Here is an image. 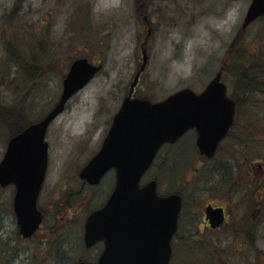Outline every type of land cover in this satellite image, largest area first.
Segmentation results:
<instances>
[{
  "label": "rangeland",
  "instance_id": "374dc122",
  "mask_svg": "<svg viewBox=\"0 0 264 264\" xmlns=\"http://www.w3.org/2000/svg\"><path fill=\"white\" fill-rule=\"evenodd\" d=\"M251 2L0 0V161L12 134L6 117L15 124L13 127H24L30 123L28 120L41 119L58 101L63 79L75 58L87 56L101 60L103 70L70 100L47 134L51 155L47 200L67 194L72 188H63L74 179L72 174L97 151L103 130L110 126L127 94L141 64L142 42L147 36L149 63L141 76L138 94L150 95L149 98L156 101L188 86L202 91L226 61L223 79L229 85L230 94L243 99L245 94L237 91L234 81L238 74L233 76L228 72V57L229 46L241 30ZM258 27L259 20L248 27L245 35L254 37ZM11 42L28 58L22 54H19L20 60L8 58ZM255 98L251 94L246 97L241 109L242 119L238 126L248 131L258 121L263 108L262 104L254 106L253 101L258 99ZM233 145L234 142L231 147ZM227 152L223 156H228ZM179 159H186L182 176L188 178L199 159L194 144L186 147ZM174 163L171 156L164 175H174L168 170ZM192 193L186 196L188 203L173 264H202L205 262L203 248L196 247L209 245V242L217 248L215 253L220 256L217 263L264 264V202L257 222L248 224L249 231L234 240L231 230L234 225L226 232L206 231L199 219L203 203L199 198L203 199V191L197 186ZM14 194L15 188L0 186V264H19L15 257L19 242L13 214ZM72 197L77 201L81 199L80 194ZM103 198V195L96 196L93 205L101 204ZM200 236L204 238L202 242L193 238ZM230 243L233 246L229 247ZM242 243L248 245V250L245 256H237ZM227 248L231 250H225ZM28 252L32 254L31 250Z\"/></svg>",
  "mask_w": 264,
  "mask_h": 264
},
{
  "label": "water",
  "instance_id": "95a60500",
  "mask_svg": "<svg viewBox=\"0 0 264 264\" xmlns=\"http://www.w3.org/2000/svg\"><path fill=\"white\" fill-rule=\"evenodd\" d=\"M263 15L264 0H252L242 29ZM142 52V65L114 117L104 146L83 172V176L98 182L107 170L118 168L116 191L103 209L90 216L87 224V241L101 239L106 244L97 264H169L171 239L177 230L182 200L178 195L160 197L156 182L140 189L139 181L159 148L167 141L177 140L191 127L199 130L203 153L213 155L235 113V102L227 96V85L221 82L223 70L201 94L187 87L160 102L133 97L149 60L145 47ZM101 68L102 64L85 57L74 60L63 81L60 99L50 113L9 141L0 162V183L17 186L14 209L27 236L40 222L36 203L48 167L45 137L49 124ZM208 213L213 214L214 227L223 222L222 209L209 207Z\"/></svg>",
  "mask_w": 264,
  "mask_h": 264
},
{
  "label": "flooded vegetation",
  "instance_id": "af4514ba",
  "mask_svg": "<svg viewBox=\"0 0 264 264\" xmlns=\"http://www.w3.org/2000/svg\"><path fill=\"white\" fill-rule=\"evenodd\" d=\"M242 108L243 105L238 106V109ZM242 113L236 111L231 129L213 156L209 157L201 153L198 146V131L191 129L178 141L165 143L157 153L151 167L143 174L140 182L141 187L150 182H156L157 192L160 196L177 194L183 199L178 230L172 239L173 257L177 253L176 244L180 238L183 214L188 203L186 196H190L197 186L203 191L201 194L203 199L199 198V202L203 201L199 211L202 217L199 219L200 222H203L206 231L211 233L226 232L229 226L234 225L231 227L233 239L239 240L243 232L249 231L250 227L246 229V226L255 224L260 218L261 205L264 202V151L255 152L258 147L251 146V144H257L255 138L249 145L242 142L248 133L247 129L239 127ZM109 128L108 126L106 130H103L102 142L93 156L100 150ZM233 142L234 145L231 147ZM193 144L195 154L199 159L195 162L193 170L187 178L186 175L182 176L186 159L180 161L179 157L184 154L186 147H193ZM253 149L255 153H253ZM224 152H227L228 156H223ZM171 156L172 162L175 161V163L171 164L168 170L174 175H164ZM188 157L191 158V154ZM50 169L51 164L38 199V208L43 217L41 226L34 235L28 238L22 236L19 226H16L19 246L15 257L19 264H78L82 262L94 264L99 260L105 244L102 240L91 244L87 243L85 238L86 223L89 215L102 208L116 191L118 168L112 167L99 183H92L89 179L83 178L82 167L81 170L72 174L74 179H70L69 184L63 188V190L72 188L67 194L57 196L56 200H47L46 191ZM176 172L179 174H175ZM199 182L201 185L198 184ZM79 194L81 199L74 200L72 196ZM102 195L104 198L101 204L93 205L96 196ZM209 206L223 209L225 217L220 226L213 227L210 224L207 212ZM211 216L212 214L210 218ZM200 233L203 235L204 232ZM70 234L77 235L72 238L69 236ZM203 236H200L199 239L193 238L202 242ZM228 246L231 247L233 244L230 243ZM29 250L32 251V254H28ZM225 250H231V248ZM247 250L248 245L242 243L237 256H245Z\"/></svg>",
  "mask_w": 264,
  "mask_h": 264
},
{
  "label": "trees",
  "instance_id": "16d2710c",
  "mask_svg": "<svg viewBox=\"0 0 264 264\" xmlns=\"http://www.w3.org/2000/svg\"><path fill=\"white\" fill-rule=\"evenodd\" d=\"M258 20L260 23V27H258V30L255 33L254 37H247L242 29L239 31V33L235 36L233 42L229 46L228 57L230 61V68L228 69V72L230 71L233 75L238 74V77L234 80L237 91H239L240 94H245V96H243V99L240 97V99L242 100L237 97L238 105H243L245 103L246 97H248L250 94L251 96H256L255 99L258 98L257 101H253V103L255 104L254 106H256L257 104L263 105V111L261 110V112H257V114L260 112L259 116L257 117L258 121L255 122V124L251 129H249V131H247L248 133L246 135V138L242 140L245 145H249L251 140L255 138L257 144H251V146L256 145L254 148L258 147V150L255 151L253 149V153L264 151V16ZM249 42L252 43L250 44ZM19 48V46L17 48L12 43L8 48L9 50L7 57L11 58L12 60H20L19 54L22 53L18 50ZM35 60L39 59L35 58ZM29 73L32 75L31 70L29 71ZM259 107L261 108V106ZM6 120H8V122L10 123L9 129L11 130V133L16 130L13 134H16L23 127H20L19 125L13 127L15 124L10 121V118L8 116L6 117ZM209 243V245L204 246L203 244H201L200 247H196V249L203 248L202 255L205 262H203L202 264H220L217 263V260L220 259V256L215 253L217 251V248L213 246L211 242ZM224 264L228 263L225 262Z\"/></svg>",
  "mask_w": 264,
  "mask_h": 264
}]
</instances>
